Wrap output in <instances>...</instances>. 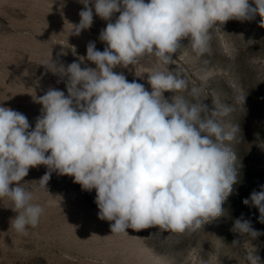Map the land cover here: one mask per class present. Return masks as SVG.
Returning a JSON list of instances; mask_svg holds the SVG:
<instances>
[{
	"label": "clouds",
	"instance_id": "1",
	"mask_svg": "<svg viewBox=\"0 0 264 264\" xmlns=\"http://www.w3.org/2000/svg\"><path fill=\"white\" fill-rule=\"evenodd\" d=\"M81 2L73 34L91 28L93 8L109 21L99 35L104 50H97L95 42L87 45L86 58L96 68L79 62L57 68L52 59L44 65L66 77L68 94L49 88L36 97L42 109L32 130L23 113L0 106V198L12 202L16 215L11 226L27 234V226L39 223L44 209L31 203L32 192L21 184L29 169L39 165L47 167L36 181L41 189H47L53 171L74 177L83 190L95 189L98 216L114 221L112 234L155 226L183 233L222 216L224 202L240 182L237 155L225 143L235 140L240 126L222 123L232 106L218 97L205 103L202 89L195 86L188 93L191 101L177 95L188 89L179 72L149 74V92L114 69L133 66L146 55L174 64L172 54L183 48V38L202 54L208 50L210 30L220 29L218 22L252 21L259 15L264 27V0ZM115 13L119 16L111 22ZM165 92L175 93L171 102ZM242 203L258 209L257 220L264 223V185ZM231 231L253 239L264 235L243 214ZM246 260L261 264L254 251Z\"/></svg>",
	"mask_w": 264,
	"mask_h": 264
},
{
	"label": "rangeland",
	"instance_id": "2",
	"mask_svg": "<svg viewBox=\"0 0 264 264\" xmlns=\"http://www.w3.org/2000/svg\"><path fill=\"white\" fill-rule=\"evenodd\" d=\"M83 8L81 0H0V106L23 113L30 130L41 115L36 97L49 88L68 94L66 77L44 65L52 59L57 68L72 62L96 68L86 58L87 45L95 42L99 51L106 47L99 35L109 21L97 16L94 8L91 28L73 34L72 24L79 23ZM118 16L115 13L111 22ZM260 20L257 15L252 21L218 22L220 29L210 30L208 50L202 54L183 38V48L172 54L174 64L146 55L133 66L114 69L149 92V74L179 72L188 89L177 95L191 101L188 93L195 86L202 89L205 103L211 105L218 97L232 106L222 123L240 126L235 140L225 142L237 155L240 182L224 202L222 216L183 233L162 232L155 226L140 231L128 228V235L112 234L114 221L98 216L95 189L83 190L74 177L55 171L47 189H41L36 181L47 167L39 165L30 168L21 182L33 194L31 203L44 209L36 227L18 233L10 224L16 215L12 202L0 198V264H248L246 257L252 251L264 264V235L253 239L231 231L234 220L243 214L264 232L258 209L242 203L264 185V27L259 26ZM173 95L164 93L170 102ZM237 239L239 243L232 244Z\"/></svg>",
	"mask_w": 264,
	"mask_h": 264
}]
</instances>
